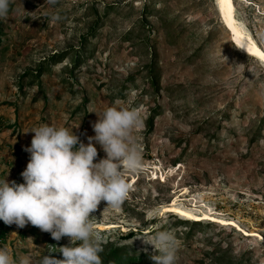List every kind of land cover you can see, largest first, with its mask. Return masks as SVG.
I'll return each instance as SVG.
<instances>
[{"label":"rangeland","instance_id":"374dc122","mask_svg":"<svg viewBox=\"0 0 264 264\" xmlns=\"http://www.w3.org/2000/svg\"><path fill=\"white\" fill-rule=\"evenodd\" d=\"M143 1L10 0L0 18V179L23 183L32 128L65 127L87 143L94 113L134 109L142 171L127 177L131 187L118 209L101 201L90 213L103 250L123 247L147 255L127 264H153L155 252L139 238L168 230L176 264H217L212 251L264 264V68L232 45L216 0H146L159 12L140 22ZM233 2L239 29L264 50V0ZM105 5L114 9L81 45L93 10L102 15ZM154 107L159 114L147 128ZM93 145L95 162L104 153ZM171 204L234 225L200 218L191 227L164 212ZM67 245L66 237L54 241L29 224L0 221V248L16 264L61 259L55 251Z\"/></svg>","mask_w":264,"mask_h":264},{"label":"clouds","instance_id":"9594fccd","mask_svg":"<svg viewBox=\"0 0 264 264\" xmlns=\"http://www.w3.org/2000/svg\"><path fill=\"white\" fill-rule=\"evenodd\" d=\"M46 2L55 5L57 0ZM9 3L0 0V18L7 15ZM50 19L55 22L59 16L52 14ZM94 114V135L85 137L87 143L65 127L42 124L27 131L33 135L23 148L28 153V162L19 174L23 183L0 179V221L4 225L23 228L29 224L49 233L54 241L68 239L67 246L55 251L62 259L43 255L38 264H102L101 239L90 213L101 201L118 209L131 187L127 177L142 171V153L134 136L142 123L140 114L111 106ZM93 142L104 153L95 162ZM139 240L155 252L149 257L153 264H176L177 241L170 231L156 230L148 239ZM0 264H16L7 249L0 248ZM18 264L32 261L21 257Z\"/></svg>","mask_w":264,"mask_h":264},{"label":"trees","instance_id":"16d2710c","mask_svg":"<svg viewBox=\"0 0 264 264\" xmlns=\"http://www.w3.org/2000/svg\"><path fill=\"white\" fill-rule=\"evenodd\" d=\"M240 1V0H239ZM233 2V0H232ZM156 4H154L153 2H149L144 0L142 3L141 8L138 10L139 12V17L138 20L144 21L146 20L151 14L153 15H158V9H156ZM233 5H235V3L233 2ZM114 5H105L102 9V15L99 14V12L97 11V9H94L92 12V19H91V23L88 27V31L82 35L80 41H81V45H83L86 42V38L90 37L92 35H94L96 33V30L98 28H100L101 24L103 23V17L101 16H105L108 15L109 12L111 10L114 9L113 7ZM54 60L55 59H51ZM153 64L150 65L149 69V78L151 81V85L154 87L157 80L156 77L153 75L152 73V67ZM73 69L75 68V63H73ZM69 74L72 72V69H70ZM158 108V107H157ZM157 109L154 107L153 109H151V113L147 118L146 121V126L147 128H151L152 125V121L154 116H156L157 114H159L157 111ZM261 125L258 126V129L256 131V133H258L260 131V129L262 128V123L260 122ZM179 222H185V223H191V227H193V225H197L198 221H183V220H179ZM209 223V222H207ZM212 223V222H210ZM191 227L188 229L187 233L189 232V230L191 229ZM128 237L132 236V233H129L127 235ZM216 254V255H215ZM212 259L214 260L215 263L217 264H246V260L244 259V254L243 255H239L238 257L232 256V255H228L226 254H221V253H216V251H212ZM99 256L101 258L102 264H127V263H133L136 262L138 260H141L144 256H147L145 254L136 256V255H129V253L123 248V247H114V246H108L107 248H105L101 253H99ZM62 259V258H61Z\"/></svg>","mask_w":264,"mask_h":264},{"label":"bare ground","instance_id":"6f19581e","mask_svg":"<svg viewBox=\"0 0 264 264\" xmlns=\"http://www.w3.org/2000/svg\"><path fill=\"white\" fill-rule=\"evenodd\" d=\"M220 21L229 34L232 45L241 53L255 59L264 68V50L258 47L255 42L247 37L239 29L237 22L233 16L232 0H216ZM164 212L175 213L179 218L188 220H197L200 218L210 219L222 224L234 225L233 222L226 221L220 218L210 217L207 214L200 216L197 210L185 209L180 205H166L163 207ZM112 225H103L102 228L111 227ZM255 235V233H252Z\"/></svg>","mask_w":264,"mask_h":264}]
</instances>
